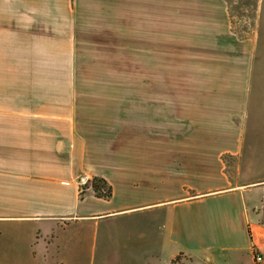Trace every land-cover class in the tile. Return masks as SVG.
Wrapping results in <instances>:
<instances>
[{
    "label": "crops",
    "instance_id": "crops-1",
    "mask_svg": "<svg viewBox=\"0 0 264 264\" xmlns=\"http://www.w3.org/2000/svg\"><path fill=\"white\" fill-rule=\"evenodd\" d=\"M253 21L237 28L229 0H0V257L255 264L254 247L264 256V175L240 171L264 83V0ZM170 51H181L177 156L153 140L152 80L82 64L123 52L165 63ZM95 178L111 197L95 194Z\"/></svg>",
    "mask_w": 264,
    "mask_h": 264
},
{
    "label": "rangeland",
    "instance_id": "rangeland-1",
    "mask_svg": "<svg viewBox=\"0 0 264 264\" xmlns=\"http://www.w3.org/2000/svg\"><path fill=\"white\" fill-rule=\"evenodd\" d=\"M237 28L251 30L258 11L259 0H229ZM88 54V53H87ZM94 63H82L87 71L105 73L124 78H149L154 83L153 140L160 144L159 150L168 144L170 156L181 155V51H170L165 63H131L130 53H90ZM115 59V61L113 60ZM92 59V58H91ZM108 59L109 62H104ZM252 93L251 107L244 135L240 160L241 177L257 178L264 175V83ZM166 151V149H163ZM225 159L229 158L224 156ZM226 171L237 175L236 159L225 161ZM0 264L7 263L0 257ZM22 264H102L96 261L57 262L54 260L26 259ZM106 264H120L117 262Z\"/></svg>",
    "mask_w": 264,
    "mask_h": 264
},
{
    "label": "trees",
    "instance_id": "trees-1",
    "mask_svg": "<svg viewBox=\"0 0 264 264\" xmlns=\"http://www.w3.org/2000/svg\"><path fill=\"white\" fill-rule=\"evenodd\" d=\"M90 186H92L95 194L100 197L109 198L112 195V187L103 178H95ZM182 258L183 255L180 254L175 257L170 264H181Z\"/></svg>",
    "mask_w": 264,
    "mask_h": 264
},
{
    "label": "built area",
    "instance_id": "built-area-1",
    "mask_svg": "<svg viewBox=\"0 0 264 264\" xmlns=\"http://www.w3.org/2000/svg\"><path fill=\"white\" fill-rule=\"evenodd\" d=\"M83 184H86V182L84 181ZM90 188H92V186H90ZM92 190H93V188H92ZM103 191H105V190H103ZM253 254H254L255 264H261L263 259H264L263 254L258 249H256L255 247L253 248Z\"/></svg>",
    "mask_w": 264,
    "mask_h": 264
}]
</instances>
